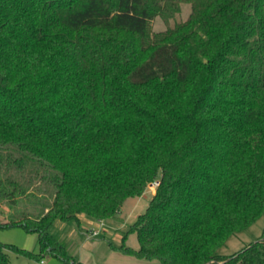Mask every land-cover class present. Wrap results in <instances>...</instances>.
Wrapping results in <instances>:
<instances>
[{"label":"trees","instance_id":"obj_1","mask_svg":"<svg viewBox=\"0 0 264 264\" xmlns=\"http://www.w3.org/2000/svg\"><path fill=\"white\" fill-rule=\"evenodd\" d=\"M165 30L152 22H169ZM158 181L129 231L159 264H264V0H0V228L37 233L39 262L76 260L57 221L119 215ZM9 217V218H8Z\"/></svg>","mask_w":264,"mask_h":264},{"label":"rangeland","instance_id":"obj_2","mask_svg":"<svg viewBox=\"0 0 264 264\" xmlns=\"http://www.w3.org/2000/svg\"><path fill=\"white\" fill-rule=\"evenodd\" d=\"M190 12V4L184 3L182 4L181 12L169 22H165L161 17H156L152 22V30H165L168 26H173L176 22L187 18ZM155 188L156 186L153 182L149 184L141 197L128 198L119 215L109 218L103 223H97L94 228L100 229L99 234L90 240H88V232L90 233L91 230L87 231L86 225H82L76 220L66 222L57 220L51 227V233L66 246L68 252L76 260L81 259L87 261L88 264H159L157 260L149 261L134 255L124 254L114 249L111 245L112 243L120 246L125 243L132 248H139L137 233L130 232L129 229L138 216L145 212L153 194L156 192ZM41 207H43V204L40 202L39 197L26 199L24 204L21 203L13 207L3 204L0 206V219H4L8 214L12 218L26 213L35 214ZM69 229H71L70 232H68ZM263 231L264 214L247 230L231 236L227 244L219 252L224 255H232L250 243L256 242L262 236ZM0 242L35 253L40 252L38 234L29 233L22 227L0 228ZM6 251L9 256V264H39L38 260L15 250ZM43 259L46 264H67L60 258L50 254H46Z\"/></svg>","mask_w":264,"mask_h":264},{"label":"crops","instance_id":"obj_3","mask_svg":"<svg viewBox=\"0 0 264 264\" xmlns=\"http://www.w3.org/2000/svg\"><path fill=\"white\" fill-rule=\"evenodd\" d=\"M154 195V194H153ZM108 219H106V220H100V219H94V218H92V217H89V216H87V215H85V214H79L78 215V217H77V219H76V221L78 222V223H80V224H82V225H86V227H87V231H90L92 228H94L96 225H97V223L98 222H104V221H107ZM61 222H66V221H61ZM61 224V223H60ZM62 225V224H61ZM71 231V229H69L68 230V232H70ZM88 234L90 235V233L88 232ZM88 235V240H90V239H92V238H94V237H91V236H89ZM82 242V241H81ZM88 242V241H87ZM86 242V243H87ZM81 260V259H80ZM79 260V261H80ZM82 262H84V263H86V264H88V262L87 261H84V260H81Z\"/></svg>","mask_w":264,"mask_h":264},{"label":"built area","instance_id":"obj_4","mask_svg":"<svg viewBox=\"0 0 264 264\" xmlns=\"http://www.w3.org/2000/svg\"><path fill=\"white\" fill-rule=\"evenodd\" d=\"M154 184H155V186H156V188H155V190H156V189H157V186L159 185V182H158V181H155ZM101 223H103V222H101ZM99 231H100L99 228H92L91 231H90V236H91V237H95L96 235L99 234ZM39 264H46V261H45L44 259H42V260L39 262Z\"/></svg>","mask_w":264,"mask_h":264}]
</instances>
